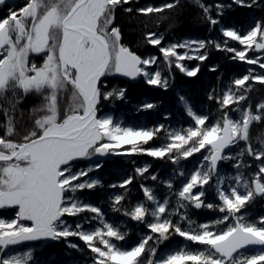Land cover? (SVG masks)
<instances>
[{
  "label": "snow or ice",
  "instance_id": "obj_1",
  "mask_svg": "<svg viewBox=\"0 0 264 264\" xmlns=\"http://www.w3.org/2000/svg\"><path fill=\"white\" fill-rule=\"evenodd\" d=\"M5 3L0 0V6ZM130 3L131 0H24L22 6L9 7L0 15V210H15L11 218L0 217V264H32L31 248L10 254L7 250L13 246L69 237H78L86 245L92 264H264V216L253 221L247 213L242 214L256 197H264V139L258 141V147L250 139L252 124L264 120V102L258 103L255 111L251 105L242 106L248 99L250 82L264 85V74L249 69L248 74L233 79L221 92H210L208 99L214 100L222 113L214 122L209 115L198 114L183 95H178V102L193 121L186 127L124 126L111 115H99L101 99H124L126 94L124 88L102 91V77L142 76L148 85L168 87V78L159 69L149 70L160 57L138 55L123 43L121 29L114 21L117 9L123 7L130 18H134L133 12L141 16L157 14L159 24L170 18L163 14L178 8L180 0L159 6L125 7ZM191 3L212 28L220 23L216 17L230 7L219 2L205 4L203 0ZM234 3L251 7L256 0L251 4L245 0ZM213 9L216 16L212 15ZM220 31L225 38L222 43L183 39L164 45V34L153 31L144 32V42L159 49L169 69L174 64L189 77L197 75L200 65L189 68L184 61L207 60L210 46L232 53L234 60L264 69V57L248 55L252 50L264 52V20H257L246 31L235 27H221ZM229 41L238 42L242 48L229 46ZM31 54H43V62H33ZM209 70L215 72L217 68ZM31 93L38 95L41 103L30 109V126H21L23 112L19 105ZM155 107L154 103L144 102L141 110ZM231 112H238L239 118L234 119ZM161 132L165 134L164 143L145 147ZM240 142L244 147L232 154L229 149ZM197 153L202 159L193 169L180 167L181 161ZM110 154H146L176 166L165 180L157 174L149 175L150 165L146 164L137 166L134 175L118 184L108 185L123 190L109 194L111 211L149 230L131 247L118 243L126 242L128 233L110 222L101 206L77 195L104 187L101 179L89 175L102 164L91 163L74 171L73 162ZM245 156L260 161L258 171H241L250 167L244 162ZM223 161H235L234 175L221 174ZM136 177L163 185L168 194L161 199L157 186L141 183L144 200L125 205L128 186ZM178 177L182 178L180 187L175 188ZM209 185L215 188L219 203L205 202ZM189 206L223 215L197 224L188 215ZM84 213L92 215L74 224L65 220ZM177 216L178 220L173 219ZM92 221L97 222L95 226H91ZM86 223L90 227L85 228ZM174 234L203 247L190 249L184 245L160 255L159 245ZM69 246L80 250L75 243Z\"/></svg>",
  "mask_w": 264,
  "mask_h": 264
},
{
  "label": "trees",
  "instance_id": "obj_2",
  "mask_svg": "<svg viewBox=\"0 0 264 264\" xmlns=\"http://www.w3.org/2000/svg\"><path fill=\"white\" fill-rule=\"evenodd\" d=\"M24 0H16L15 3H6L0 6V15L5 14L9 7L22 6ZM170 0H131L129 5L133 9L138 7H145L148 5L159 6ZM205 4L215 5L217 2L230 5L225 7L223 15L216 17L220 23L212 28L201 17L202 13L199 8L192 5L191 0H180L178 8L166 11L163 15L170 17L169 19L156 23L158 16L152 14L150 16L137 15L132 13L130 18L128 13H125L123 7L117 9L115 25H118L122 32L123 43L132 48L138 55L160 57L158 63L150 69H159L164 76L168 78V87H158L148 85L139 78L137 83H131L128 80L120 79L116 74L107 75L103 77L101 84L102 91H108L113 88H124L126 94L124 99H117L115 97L109 100L100 101L101 113H110L113 116L119 117L120 121L128 126L139 127L147 126L149 128L155 127L159 124H164L172 128L186 127L193 123L186 115L184 108L180 105L178 95L185 96L189 103L194 107L198 114L209 115L210 120L214 122L222 113L218 110L219 106L214 100H209L208 95L214 90L219 93L222 89L231 84L235 78L242 77L248 74V70L252 69L255 73L264 74V69L259 68V65H249L246 62L232 59V53L216 50L215 47L208 48V59L201 62L198 60H186L184 63L193 68L200 65V70L196 76L189 77L175 68L174 64L169 69L162 60L161 54L157 47H153L144 42V32L153 31L164 34V45L170 42L179 41L183 39H203L223 42L225 39L220 31L221 27H235L241 30H247L257 20H264V0H256V4L251 7L242 6L234 3V0H203ZM246 4H251L252 0H245ZM213 16H216V11L213 9ZM147 24V28H145ZM229 46L241 49L242 46L235 41H229ZM31 54L30 59L33 58ZM249 58L256 56L264 57V52L252 50L249 52ZM37 56V55H35ZM34 56V57H35ZM38 58V57H37ZM32 60V59H31ZM34 60V59H33ZM264 62V60H261ZM215 66L217 71H210V67ZM252 87L248 91V99L243 102V107L251 105L253 111L258 103L264 102V85L258 82H250ZM10 95V93H9ZM70 92L68 93V97ZM67 102V101H66ZM144 102L154 103L156 107L151 110H141V105ZM41 103V98L35 93L24 96L19 109L23 112V117L20 118L21 126H30V109L38 106ZM234 119L239 118L238 112H231ZM18 118L20 112H17ZM167 117V118H165ZM165 134L161 132L159 137L150 141L145 147H155L165 142ZM250 139L254 145L259 146L258 141L264 139V120L254 122L250 127ZM127 148L128 146H124ZM244 147V142H240L239 146H232L229 151L232 154L238 153ZM112 157L101 162H92L89 160H77L73 162V170L87 168L91 163H100L102 167L91 172V177H97L103 182V188H96L94 190H84L77 193L78 196L91 201L93 204L102 207L107 219L110 222L121 226V230L128 233L126 242L122 243L127 247L133 246L139 241L142 233H148V229L122 213L111 211V206L108 201L109 194L121 193L120 188H109L108 185L118 184L122 179L135 174L137 166L150 165L149 175L157 174L160 180L167 179L176 167L166 159H157L146 154L133 155H116L111 154ZM202 159L199 153L194 154L193 157L188 158L187 161H181L180 167L186 170L193 169L198 161ZM244 162L250 167L241 169L246 174L258 171L257 165L260 161H256L253 157H244ZM235 161H223L220 166L222 175H234L236 169L233 168ZM83 179V178H82ZM178 177L175 181V188L180 187V180ZM145 183L148 186H157L158 195L163 197L168 194V189L163 185H158L157 182L151 180H143L141 177H136L132 184L128 186V195L124 201L125 205L131 206L138 201L144 200L140 184ZM213 184L215 181L212 182ZM206 203H219L216 198L215 188L211 185L206 186ZM173 206L175 199L173 198ZM183 211V210H181ZM188 215L191 220L197 224L213 221L222 217V213L207 208L195 209L189 206ZM247 213L249 219L257 221L261 216H264V197H256L245 209L242 214ZM0 214H7L9 217L14 216V209H3ZM92 214L84 213L81 217H65L68 224H74L78 219L83 217H90ZM173 219L178 220L179 217ZM96 221L91 222V226L96 225ZM187 227L186 222H184ZM85 228L90 227L89 224L84 225ZM220 227H224L221 225ZM75 243L80 250L73 249L69 245ZM152 243V242H150ZM187 245L190 249H200L203 246L186 241L179 235H172L170 238L158 247L160 255L167 253L170 249L179 248ZM33 250L32 264H92L91 252L86 245L79 240L78 237H69L67 239H60L58 241H39L23 244L19 247L9 250L10 254L15 252H23L28 249ZM145 262L147 256H145Z\"/></svg>",
  "mask_w": 264,
  "mask_h": 264
},
{
  "label": "water",
  "instance_id": "obj_3",
  "mask_svg": "<svg viewBox=\"0 0 264 264\" xmlns=\"http://www.w3.org/2000/svg\"><path fill=\"white\" fill-rule=\"evenodd\" d=\"M7 1H9V0H6V2H7ZM142 57H144V56H142ZM116 75H117L118 78H120V79H124V80H128V81L131 82V83H137L138 80H139V77H137V78H135V79H132V78H128V77L121 76L120 74H116ZM102 79H103V77L101 78V81H102ZM111 157H112L111 154L108 155V156H105V157H94L93 160H92V162H101V161H105V160H108V159L111 158ZM221 163H222V162H221ZM221 163H220V166H221ZM43 241H51V242H53V240H43ZM26 243H31V242H25V243H23V244H26ZM23 244H21V245H23ZM21 245L13 246V247L10 248L9 250L14 249V248H16V247H19V246H21ZM9 250H7V251H9Z\"/></svg>",
  "mask_w": 264,
  "mask_h": 264
},
{
  "label": "rangeland",
  "instance_id": "obj_4",
  "mask_svg": "<svg viewBox=\"0 0 264 264\" xmlns=\"http://www.w3.org/2000/svg\"><path fill=\"white\" fill-rule=\"evenodd\" d=\"M35 55H37V56H35ZM33 56V58H31L32 59V61L33 62H38L37 64L39 65V64H41L42 62H43V59H44V55L43 54H33L32 55ZM35 56V57H34ZM38 57V58H37ZM144 57H147V56H144ZM34 59V60H33ZM150 71H155V70H153V69H149ZM141 80H143L144 82H145V80H144V78L141 76ZM109 90H111V89H109ZM108 90V91H109ZM67 98H68V93L67 94H65V102L67 101ZM177 102H178V100H177ZM179 103V102H178ZM180 104V103H179ZM181 105V104H180ZM99 115H111V116H113L112 114H110V113H108V112H106V113H101V114H99ZM113 118H114V120L115 121H117V122H120V123H122L121 121H120V118L119 117H116V116H113ZM124 126H128L127 124H124V123H122ZM119 155H124V154H119ZM84 179V178H83ZM25 251V250H24ZM166 254V253H165Z\"/></svg>",
  "mask_w": 264,
  "mask_h": 264
},
{
  "label": "flooded vegetation",
  "instance_id": "obj_5",
  "mask_svg": "<svg viewBox=\"0 0 264 264\" xmlns=\"http://www.w3.org/2000/svg\"><path fill=\"white\" fill-rule=\"evenodd\" d=\"M16 2V0H9V1H7L6 3H15ZM5 3V4H6ZM36 63H38V62H36ZM1 211V210H0ZM15 211V210H14ZM0 217H5V218H11V217H9V216H7V214H0Z\"/></svg>",
  "mask_w": 264,
  "mask_h": 264
}]
</instances>
